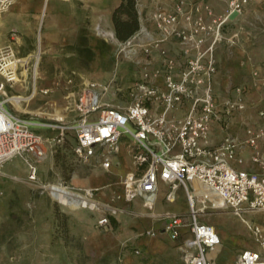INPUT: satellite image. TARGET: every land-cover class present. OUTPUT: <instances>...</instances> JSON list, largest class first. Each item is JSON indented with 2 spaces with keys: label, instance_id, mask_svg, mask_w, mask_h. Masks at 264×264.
Masks as SVG:
<instances>
[{
  "label": "built area",
  "instance_id": "1",
  "mask_svg": "<svg viewBox=\"0 0 264 264\" xmlns=\"http://www.w3.org/2000/svg\"><path fill=\"white\" fill-rule=\"evenodd\" d=\"M14 1L0 0V15ZM244 2L228 0L221 15L207 0H170L168 8L157 3L153 10L138 3L139 30L125 42L116 39L117 65L126 62L139 70L128 89L127 105L112 106L103 99L109 88L120 91L123 77L115 74L107 85H87L75 99L73 123L24 118L6 107L7 88L20 80L22 58L12 49L0 48V166L21 157L28 178L36 182L50 149L45 130L59 131L54 140L60 145L72 132L73 154L82 164L110 171L114 156L123 152L129 157L133 169L121 179L124 200L142 199L152 209L161 183L169 186L168 201L176 199L177 191L184 192L186 214L158 216L184 264H217L209 254L221 245V237L201 216L221 210L239 217L246 212L262 216L249 225L256 248L243 250L232 264H264V173L232 165L243 163L238 151L244 145L254 149V162L261 161L264 109L258 128L249 126L242 141L229 130L235 111L245 109L242 87L237 88L236 99L235 87L229 90L234 95L224 99L216 90L217 48L224 41L234 42L235 35L226 37L224 29ZM215 125L227 132L217 145L211 143ZM98 224L109 225V216L103 215Z\"/></svg>",
  "mask_w": 264,
  "mask_h": 264
},
{
  "label": "rangeland",
  "instance_id": "2",
  "mask_svg": "<svg viewBox=\"0 0 264 264\" xmlns=\"http://www.w3.org/2000/svg\"><path fill=\"white\" fill-rule=\"evenodd\" d=\"M144 1L149 5V10H153L157 3L163 8L170 5V0H138V3ZM207 1L217 15L226 12L228 0ZM103 2L57 0L58 6L53 14L49 11L45 16L44 11L42 25L37 16L39 11H36L30 20V24L34 23L30 32L18 25L7 30L8 42L1 49H12L24 59L21 61L20 80L7 88L9 98L22 96L24 99L20 103L9 99L7 108L24 118L47 123H73L77 115L75 99L84 93L86 82L107 85L115 74L123 77L118 85L120 91L109 88L103 99L112 106L127 105L128 89L139 70L126 62L117 65V42L97 34L95 26L98 22L115 32L112 21L115 8L110 10ZM40 31L43 36L42 50L39 51L37 35ZM224 34L228 38L235 35V40L233 43L224 41L217 48L224 58L226 69L222 73L224 85L216 90L221 98L235 86L236 99V90L242 87L245 109L235 111V130L244 138L249 126L258 128L259 112L264 109V0H246L231 17ZM37 55L38 91L34 95ZM109 60L111 69L106 74L103 69H109L106 65ZM99 67L103 69L99 71ZM44 133L49 139L50 149L39 165L38 181L33 182L28 178V168L21 157H14L0 166V264H184L171 239L163 242V251L154 254L137 247L135 237L130 233L137 230L134 221L143 222L148 212L137 207L126 209L123 199L117 198L120 196L118 190L121 188L119 182L122 174L116 171L110 170V174L101 175L105 182L113 185L116 200L100 199L97 197L99 189L94 192L98 209L97 206L92 207L95 209L88 206L78 211L63 208L51 195L50 184L83 192L82 189L87 186L82 183L74 185L73 179L79 177L82 181L103 169L77 161L73 154L72 132L67 133V139L61 145L56 144L59 131L45 130ZM250 150L254 151L252 147ZM259 151L261 156L264 155L262 139L259 140ZM122 157V153L114 156V163L119 167L122 166ZM101 176H94L92 180ZM104 190H101V194H104ZM165 192V187H162L156 206L163 205V211L181 215L188 212L183 192L172 204L164 200ZM105 214L116 219V226L106 228L98 224ZM217 216L210 214L201 218L212 223L225 222L239 234L243 233L249 246L256 248L252 238L244 232L239 218ZM244 217L258 219L257 214L250 212L244 213ZM136 250L141 253L138 254ZM232 250L227 246L215 254L223 260Z\"/></svg>",
  "mask_w": 264,
  "mask_h": 264
},
{
  "label": "crops",
  "instance_id": "3",
  "mask_svg": "<svg viewBox=\"0 0 264 264\" xmlns=\"http://www.w3.org/2000/svg\"><path fill=\"white\" fill-rule=\"evenodd\" d=\"M103 4L107 7V8H111L110 10H113V8H116L121 0H103ZM143 1V0H140ZM140 4L145 5V1L141 2ZM47 5L46 11H45V16L47 15V13L50 11L52 14L53 12L56 10L58 3L57 0H17L13 6L5 13H3V15H0V48L4 47L6 45V43L8 42V36L6 35L7 30L9 28H11V26H19L21 29H23L26 32H30L31 30H33L34 28V23L32 22V24H30V20H32V17L35 16L36 11H39V15L37 14L38 18H39V22L40 25L43 24L44 18H43V8L44 6ZM111 13V11H109ZM108 16V15H107ZM46 25L50 26L49 23H47ZM100 25L103 29L105 30H112V29H107L105 28L101 22L96 23V26ZM47 26V27H48ZM95 26V28H96ZM96 30V29H95ZM113 31V30H112ZM114 31L111 38L115 43V36H114ZM42 34V31L39 32L38 36ZM43 36V34H42ZM104 36V35H103ZM217 58H218V62H219V73L217 75L216 78V89H220L222 87V85H224L223 81H222V73L225 72L226 69V65H223L224 63V58L223 56L220 54V50H217ZM24 59H21L20 61H22ZM22 65V62H20ZM108 66L109 69H103L102 67H99V71L101 70V68L104 70V72H106V74H108L110 72L111 69V62L109 60V62H107L106 64ZM106 68V67H105ZM21 71V69H20ZM21 74V72H20ZM89 82H86V84ZM235 86H233L232 88H234ZM234 93L232 91H228L225 95H223V97H221V99H224L225 97L228 96H233ZM76 116H74L75 118ZM67 123V122H64ZM69 123V122H68ZM230 132L231 134H233L234 136L238 137L240 140L244 141L246 139V137H241L239 135V133L235 130V115L232 118V124L230 126ZM226 131L222 130V128H220L219 126L215 125L213 126L212 129V133H211V143L213 145H217L219 144L224 137L226 136ZM262 140H264V138H262ZM121 155V154H120ZM123 155V160H122V166L119 167L120 165L117 163H114L113 168L111 169L112 171H116L120 174H122V177L130 172L133 168H132V164L130 162L129 157L122 152ZM238 156L241 157L243 159V163H238V162H233L232 165L238 169V170H248V171H254V172H258V173H264V155L261 156V161L260 162H254L252 157H253V151L250 150V146L248 145H244V147L238 151ZM23 160V159H22ZM25 163V162H24ZM26 165V164H25ZM97 172H94L91 176L87 177V181H85V179H83L82 181H80L79 177H76L73 179V184H85V186L90 187L94 190H98L101 187H104V194H101V190L100 193L98 194L100 199H111L114 201V197L117 193L112 192L114 190L113 185L111 184V182H105L103 179L104 175H108L110 174L109 171H105V170H99ZM103 174V176H101ZM118 175V177H120ZM94 176H101L100 178L94 179L92 180V177ZM93 185H92V183ZM121 188L120 191L118 190L120 196H122L123 199V186H122V182H119ZM162 187H165L166 192L164 193V200H166L168 203H175L179 197V193L183 192L182 190L177 191L176 193V199L174 201H168L166 199V195L169 191V186L161 183L160 184V190L159 193L157 195L155 204L153 206L152 209H149L147 207L144 206V202L142 199H136L133 202H128L126 200H122L123 205L125 206L126 209H131V208H139L141 211H146L148 212L147 217L144 218L143 222L140 221H134V224L136 226L137 230H133V233L130 235H133L135 237V241L137 242V247H139L140 249H145V251L154 254L157 253L158 251H163L164 250V241H170V237L168 236V234H166L163 231V225L164 223L162 221L159 220L158 216L166 213V212H170L168 210L163 211V205H157L158 200H159V194L161 193V189ZM184 193V192H183ZM185 195V194H184ZM185 203L187 204V200L185 199ZM78 211V210H77ZM218 215L219 216H234L237 217L241 220V223L243 224L244 227V232L247 233L250 238H252V234L251 231L249 229V225L252 224L255 221H261L262 216L261 215H257L258 219H248L246 217H244V214L239 217L236 216L235 214H233L231 211L229 210H221V211H209L206 214L203 215ZM202 215V216H203ZM110 218V217H109ZM202 219V218H201ZM202 221H205L202 219ZM208 224H211L213 226L216 227L217 232L219 233L220 237H221V245L217 248V252L222 251L224 248H227V246H230L233 248L232 251H229L228 253V257L227 259H223L220 260L218 258V254L216 255L215 252H212L209 254V257L214 260L217 264H232L233 262L236 261V259L238 258V256L240 255V253L248 248L253 249L254 247L249 246V244L247 243L245 237L242 234H239V232L235 231V228H232L230 226H228L225 222H220V223H212L210 221H205ZM108 226H116L112 223L111 218H110V224L107 226H101V227H108ZM177 264V263H176Z\"/></svg>",
  "mask_w": 264,
  "mask_h": 264
},
{
  "label": "bare ground",
  "instance_id": "4",
  "mask_svg": "<svg viewBox=\"0 0 264 264\" xmlns=\"http://www.w3.org/2000/svg\"><path fill=\"white\" fill-rule=\"evenodd\" d=\"M16 1L17 0H15L13 2V4ZM46 7L47 6H44L43 12L46 11ZM96 31H97V34L104 35L106 37L107 36L111 37L113 34L112 30H105L100 25L96 26ZM111 38H113V37H111ZM38 46H39V51H40V49L42 47V35L40 37H38ZM38 64H39V55L36 56V62L34 65V79H35V81H34V95H36L37 91H38V87L36 84V81H37V78L39 75ZM88 84H90V82L87 83V85ZM100 86H103V84H100ZM10 99L12 102L20 103V102H22V99H24V98L22 96H12V97H10ZM76 110H77V105H76ZM85 181H87V180L85 179ZM99 189L102 190V189H104V187H101ZM49 190H50V193L53 196V198L56 199L60 203V205H62L63 208H65V209L80 210V209L88 207V206L89 207H96L98 205L97 200L94 198V196H96V195L95 194L91 195V193H90V191L93 190L90 187H85V189H82L83 192H81V191L75 190V188L73 189L72 187H67V186L57 185V184H53V185L50 184ZM68 195L73 196V199H70L68 197Z\"/></svg>",
  "mask_w": 264,
  "mask_h": 264
},
{
  "label": "trees",
  "instance_id": "5",
  "mask_svg": "<svg viewBox=\"0 0 264 264\" xmlns=\"http://www.w3.org/2000/svg\"><path fill=\"white\" fill-rule=\"evenodd\" d=\"M116 38L120 42L129 40L140 28L138 0H121L112 14ZM114 225L117 221L110 217Z\"/></svg>",
  "mask_w": 264,
  "mask_h": 264
},
{
  "label": "water",
  "instance_id": "6",
  "mask_svg": "<svg viewBox=\"0 0 264 264\" xmlns=\"http://www.w3.org/2000/svg\"><path fill=\"white\" fill-rule=\"evenodd\" d=\"M114 36H115V33H114ZM115 38H116V36H115ZM117 39V38H116ZM118 40V39H117Z\"/></svg>",
  "mask_w": 264,
  "mask_h": 264
}]
</instances>
